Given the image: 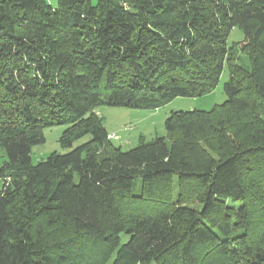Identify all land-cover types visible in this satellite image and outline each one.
Masks as SVG:
<instances>
[{
	"label": "trees",
	"instance_id": "trees-1",
	"mask_svg": "<svg viewBox=\"0 0 264 264\" xmlns=\"http://www.w3.org/2000/svg\"><path fill=\"white\" fill-rule=\"evenodd\" d=\"M225 66L221 105L129 151L94 113L201 97ZM54 126L70 150L33 165ZM0 148V264H264V0H0Z\"/></svg>",
	"mask_w": 264,
	"mask_h": 264
},
{
	"label": "rangeland",
	"instance_id": "rangeland-1",
	"mask_svg": "<svg viewBox=\"0 0 264 264\" xmlns=\"http://www.w3.org/2000/svg\"><path fill=\"white\" fill-rule=\"evenodd\" d=\"M92 2L95 3L96 0H92ZM53 3H56V0ZM243 37L242 31L235 28L230 32L226 44L228 47L236 45L243 40ZM239 56V64L246 66L247 60L244 55ZM228 79V69L225 66L215 89L201 97L176 98L168 104L160 106L157 110L97 105L94 108V113L102 119L108 136L117 138L111 140L112 145L126 152L137 147L140 143H147L157 137H163L166 133L165 120L173 112L210 111L221 105L226 99L223 93V84ZM64 130L65 126H54L43 130L44 143L31 149L30 157L33 165L45 160L51 153L65 154L70 150L60 146L59 141ZM87 140L88 138L84 137L73 142L71 149L82 145ZM5 162V152L0 148V168ZM121 238L123 241L126 239L124 236Z\"/></svg>",
	"mask_w": 264,
	"mask_h": 264
},
{
	"label": "built area",
	"instance_id": "built-area-1",
	"mask_svg": "<svg viewBox=\"0 0 264 264\" xmlns=\"http://www.w3.org/2000/svg\"><path fill=\"white\" fill-rule=\"evenodd\" d=\"M107 138H108V140L117 139L115 136H111V137L108 136Z\"/></svg>",
	"mask_w": 264,
	"mask_h": 264
},
{
	"label": "crops",
	"instance_id": "crops-1",
	"mask_svg": "<svg viewBox=\"0 0 264 264\" xmlns=\"http://www.w3.org/2000/svg\"><path fill=\"white\" fill-rule=\"evenodd\" d=\"M51 5H55V3H53V2H55V0H47Z\"/></svg>",
	"mask_w": 264,
	"mask_h": 264
}]
</instances>
